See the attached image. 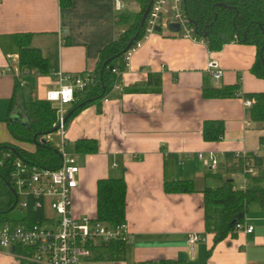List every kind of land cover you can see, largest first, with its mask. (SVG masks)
I'll return each instance as SVG.
<instances>
[{
    "label": "crops",
    "instance_id": "0c3cea01",
    "mask_svg": "<svg viewBox=\"0 0 264 264\" xmlns=\"http://www.w3.org/2000/svg\"><path fill=\"white\" fill-rule=\"evenodd\" d=\"M119 1L124 5L121 11H116L114 0H71L68 8H62L60 0H0V71L16 61L9 38L18 33L31 34V47L40 50L49 64L48 75L23 76L22 86L0 73V144L15 143L8 122L27 123L26 100H43L46 91L56 88L57 74H85L94 69L101 48L119 35L117 15L139 10L134 3ZM255 58L253 45L232 41L211 51L204 42L156 32L132 55L108 96L71 118L66 124L65 151L79 167L77 188L71 196L72 215L94 219L97 181L121 170L130 235L124 260L92 257L79 264L162 259H182L187 264H264V208L249 204L242 225L253 227L250 234L235 233L214 244L213 235L204 231L202 194L203 189H216L228 179L233 184L231 178L244 173L242 165V172L226 174L228 165L239 164L234 159L237 153L261 157L256 172L264 177V126L251 120L243 98L248 93H264V79L250 72ZM209 60L219 62L220 81L206 72ZM236 84L240 89L235 97H203L204 90ZM206 121L223 124L220 140H203ZM81 139L95 140L96 153L77 154L74 145ZM22 145L33 150L32 145ZM207 152L218 156L216 172H209L196 158L197 153ZM168 178L191 180L196 192L167 194L163 185ZM245 186L246 177L244 187H233ZM45 214H51L48 208ZM17 215L23 217L25 212L11 213V221H17ZM192 233L201 241L190 253L187 241ZM23 255L19 247L0 250V264H33Z\"/></svg>",
    "mask_w": 264,
    "mask_h": 264
},
{
    "label": "trees",
    "instance_id": "16d2710c",
    "mask_svg": "<svg viewBox=\"0 0 264 264\" xmlns=\"http://www.w3.org/2000/svg\"><path fill=\"white\" fill-rule=\"evenodd\" d=\"M135 1L139 5L137 12H120L117 15L116 24L120 28L123 23H126L125 31L119 33L116 39L101 48L94 69L90 72L94 84L75 93V103L67 113L82 102L90 100V103L75 109L66 124L83 108L101 103L119 82L121 76H117L111 70L116 69L120 72L124 70L125 52H122L133 37H136L133 44L141 40L145 31V28H140V21L150 0ZM70 5L71 0H60L62 8H68ZM185 13L195 28L196 38L203 40L211 51H219L225 44L232 41L253 45L256 48V58L250 72L256 78L264 79V0H186ZM31 37L32 35L28 33L15 34L9 38L10 45L17 54L20 70L25 76L32 74L46 76L49 73L48 60L40 50L31 47ZM116 55H118L116 59H113L107 67H103L106 60ZM239 89L238 84L219 89H207L203 91V97L208 99L232 98L237 96ZM243 98L254 101L250 108V118L252 121L261 122L264 126V93H248L244 94ZM12 107L13 100L10 101L9 111ZM25 115L27 123L8 122V132L15 143L32 145L33 150L18 147L15 143L0 144L1 221H11L10 214L17 209L9 178L13 162L17 158L29 166L47 170H56L62 163L59 151L51 142L41 139L53 133V125L56 121L53 106L45 99L29 98L25 102ZM222 133L223 124L221 122H204L202 129L204 141L220 140ZM74 146L77 154H94L97 151V143L92 139L77 140ZM248 156L256 170L261 167V157L254 154H248ZM242 161L243 159H240L236 166L232 164L231 171L242 172ZM245 177L247 182L244 189H235L231 180L228 179L216 189L205 188L202 191L204 231L206 234L213 235L214 244L228 236H235V226L244 221L249 204L259 203L264 208V177L259 174L256 176L245 174ZM163 189L167 194L196 192L191 180H170V178L164 180ZM33 202L29 200L25 215L23 217L17 215L20 218L15 222L32 225L37 221H43L41 209L34 210ZM125 219L126 183L124 172L120 170L116 176L97 181L96 215L93 220L113 228L126 223ZM125 247V241L100 244L92 249V257L122 261L125 257ZM137 264L187 263L182 259H162L157 262L146 261Z\"/></svg>",
    "mask_w": 264,
    "mask_h": 264
},
{
    "label": "built area",
    "instance_id": "2783aa9c",
    "mask_svg": "<svg viewBox=\"0 0 264 264\" xmlns=\"http://www.w3.org/2000/svg\"><path fill=\"white\" fill-rule=\"evenodd\" d=\"M116 11L124 9L119 0H114ZM170 24L179 26L177 33L184 39L204 42L196 38L195 28L190 23L185 13V0H153L145 20L144 36L135 42L124 54V69L128 67L132 55L141 48L144 40L156 33L155 28L167 29ZM205 43V42H204ZM117 76L120 71L111 70ZM206 72L215 80L220 81L223 70L217 60H209L206 64ZM1 75H10L18 86H22L21 79L25 74L20 70L18 57L13 64L4 66ZM57 86L45 93V101L55 109L57 127L54 132L57 135V150L62 159L61 166L56 170H47L29 166L17 158L12 165L10 173L11 188L17 198V208L23 212L28 207L29 200H33L32 208L41 209L43 221L29 225L24 222L0 220V250H11L19 247L24 251L23 259L33 264H79L83 260L92 258V249L100 244L111 241H125L129 239V231L126 223L116 227H109L89 217L76 218L72 215V192L77 188L79 167L74 156L65 151L66 123L64 122L67 110L66 106L75 103V93L85 90L94 84L90 73L62 74L56 76ZM253 100H245L246 107L251 108ZM52 134L43 136L42 141L51 142ZM54 146V145H53ZM196 158L209 172H216L219 167L218 156L214 152L197 153ZM236 161L243 159L245 174L256 176L257 170L253 167L248 153L234 155ZM112 168H116L113 165ZM48 208L51 214H45ZM252 226L237 224L235 233L250 234ZM201 241L198 234H189L188 249L191 253L193 247Z\"/></svg>",
    "mask_w": 264,
    "mask_h": 264
},
{
    "label": "water",
    "instance_id": "95a60500",
    "mask_svg": "<svg viewBox=\"0 0 264 264\" xmlns=\"http://www.w3.org/2000/svg\"><path fill=\"white\" fill-rule=\"evenodd\" d=\"M152 2H153V0H150V1H149V3H148V5H147V7H146V9H145V11H144V13H143V15H142V18H141V21H140V28H143V25H144V23H145V20H146V17H147V15H148V12H149V10H150V7H151V5H152ZM185 2H186V0H185ZM168 30H169L170 32H172V33H177V32L179 31V26L176 25V24H170V25L168 26ZM155 31H156V32H160V28H159V27H156V28H155ZM135 39H136V37H133V38L129 41V43L127 44V46L125 47V49H124V51H123L122 53L126 52V51L132 46V44H133V42L135 41ZM122 53H121V54H122ZM121 54H118V55H121ZM118 55L113 56L112 58H109L108 60H106V61L104 62V64H103V67H107V66L109 65V63H110L111 61H113V59H116V58L118 57ZM110 70H111V68H110ZM86 103H90V100H88V101H86V102H82V103L76 105L75 108H73V110H71L70 112L67 113L64 122H65V123L67 122V120L69 119V117L71 116V114L73 113V111H74L75 109H78V108L83 107ZM13 122H18V123H21V124H26V123H24V122H22V121H16V120L13 121ZM56 131H57V127L54 128L53 133L56 132ZM35 137H36V136H35ZM35 137H34V138H35ZM11 192H12V194H13L14 197H15V204H16V203H17V198H16V196H15V193H14V191H13L12 189H11Z\"/></svg>",
    "mask_w": 264,
    "mask_h": 264
},
{
    "label": "rangeland",
    "instance_id": "374dc122",
    "mask_svg": "<svg viewBox=\"0 0 264 264\" xmlns=\"http://www.w3.org/2000/svg\"><path fill=\"white\" fill-rule=\"evenodd\" d=\"M125 1H128L129 3H134V5H135V7H139V5H138V3L135 1V0H125ZM126 12H128V13H134V12H136V10L135 11H126ZM125 28H126V23H123V25L122 26H120V34L122 33V32H124L125 31ZM161 32H163V33H170V31L169 30H167V29H162V31ZM33 98V97H32ZM52 139H53V145H54V148L56 149L57 148V146H58V144H57V135L55 134V133H53V135H52ZM16 144V146H18V147H24V145H22L21 143H15ZM228 168H231V166L230 165H228ZM233 173L234 172H232L231 171V169L230 170H226V174H227V176H229V177H231L232 175H233ZM232 180H233V186L235 187V188H242V187H244V185H245V177H244V173L242 174V173H238V176H236V177H233V178H231ZM18 211V208L15 210V213ZM15 213H12V214H15ZM240 224H242V222L240 223Z\"/></svg>",
    "mask_w": 264,
    "mask_h": 264
},
{
    "label": "bare ground",
    "instance_id": "6f19581e",
    "mask_svg": "<svg viewBox=\"0 0 264 264\" xmlns=\"http://www.w3.org/2000/svg\"><path fill=\"white\" fill-rule=\"evenodd\" d=\"M143 28H145V23H144V25H143ZM126 69H124L122 72H120V74H119V76H121L122 75V73L125 71ZM243 162V161H242ZM244 174H245V172H244ZM247 182V181H246ZM15 248H17V247H15ZM15 248H13V249H15Z\"/></svg>",
    "mask_w": 264,
    "mask_h": 264
}]
</instances>
